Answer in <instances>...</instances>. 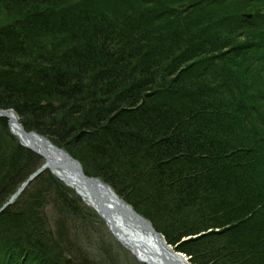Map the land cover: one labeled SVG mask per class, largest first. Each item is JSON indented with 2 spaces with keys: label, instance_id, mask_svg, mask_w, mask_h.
Here are the masks:
<instances>
[{
  "label": "trees",
  "instance_id": "obj_1",
  "mask_svg": "<svg viewBox=\"0 0 264 264\" xmlns=\"http://www.w3.org/2000/svg\"><path fill=\"white\" fill-rule=\"evenodd\" d=\"M0 109L192 264H264V0H0ZM42 162L0 118V206ZM96 220L44 171L0 212V264H120L82 242Z\"/></svg>",
  "mask_w": 264,
  "mask_h": 264
},
{
  "label": "water",
  "instance_id": "obj_2",
  "mask_svg": "<svg viewBox=\"0 0 264 264\" xmlns=\"http://www.w3.org/2000/svg\"><path fill=\"white\" fill-rule=\"evenodd\" d=\"M0 117L7 120L11 133L18 138L20 144L38 154L44 161L5 206L11 204L35 176L48 169L98 213L115 239L130 249L139 261L145 264H190L185 254L176 252L168 245L164 237L125 204L109 186L99 178L87 176L77 160L53 145L48 138L24 129L14 110L0 109Z\"/></svg>",
  "mask_w": 264,
  "mask_h": 264
},
{
  "label": "rangeland",
  "instance_id": "obj_3",
  "mask_svg": "<svg viewBox=\"0 0 264 264\" xmlns=\"http://www.w3.org/2000/svg\"><path fill=\"white\" fill-rule=\"evenodd\" d=\"M44 171L50 172L48 169L44 170ZM52 175H54V174H52ZM54 177H56V176H54ZM58 180H60V179H58ZM60 182H62L65 185V183L63 181L60 180ZM69 188L71 190H73L70 186H69ZM77 196L81 199V201L86 206H88L89 208L94 210L91 206L87 205V203H85L82 200L80 195H77ZM47 207L50 208V206H47ZM45 211L47 212V216L49 218L50 214H51L50 209H47ZM97 215H98V213H97ZM93 225L95 227V230L93 229V227H91L89 234L87 236H85V238H82V242L84 241V245L88 249V251L90 252L92 257H94L96 259L97 255H98L99 257H102L108 261H111L113 258H116L120 264H144L142 262H139L138 259L129 250L122 247V245L118 241L115 240V238L112 236V233L107 228L105 223L103 225H101L96 220V223H94ZM88 241H90V242L87 246L86 243ZM95 251H97L98 254H96Z\"/></svg>",
  "mask_w": 264,
  "mask_h": 264
},
{
  "label": "bare ground",
  "instance_id": "obj_4",
  "mask_svg": "<svg viewBox=\"0 0 264 264\" xmlns=\"http://www.w3.org/2000/svg\"><path fill=\"white\" fill-rule=\"evenodd\" d=\"M7 207V206H6ZM5 207V204H2L1 206H0V212L4 209V208H6ZM131 238V237H130Z\"/></svg>",
  "mask_w": 264,
  "mask_h": 264
}]
</instances>
